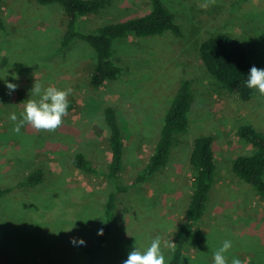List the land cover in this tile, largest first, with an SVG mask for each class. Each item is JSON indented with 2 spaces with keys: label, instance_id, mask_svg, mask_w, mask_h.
<instances>
[{
  "label": "rangeland",
  "instance_id": "obj_1",
  "mask_svg": "<svg viewBox=\"0 0 264 264\" xmlns=\"http://www.w3.org/2000/svg\"><path fill=\"white\" fill-rule=\"evenodd\" d=\"M9 2L2 5L4 29L0 30V187L10 189L0 197V264H121L134 244L144 250L157 236L173 243L191 194L188 156L193 139L212 135L215 156L224 164L253 151L251 144L237 138L239 126L250 125L264 133V97L257 93L244 102L223 90L201 64L198 50L202 41L225 33L243 44L248 61L264 67V0H216L206 10L200 7L204 0H162L180 26L181 36L166 32L115 41L113 60L121 72L100 89L88 83L86 71L78 73L77 83L64 84L61 78L69 73L68 59L78 61L83 55L90 63L94 50L79 39L73 41L78 42L75 50L60 49L66 19L59 5H39L35 0ZM150 7V0H113L98 14L86 17L82 26L93 30L122 22L147 13ZM182 79L192 81L188 132L172 149L163 171L119 195L111 234L91 261L85 249L97 241L113 186L104 176L77 170L73 156L82 152L101 170L106 168L110 149L103 109L117 108L126 145L120 182L129 185L146 165L153 147L149 140L158 137L156 126ZM6 82L17 85L10 95ZM34 83L45 88L70 87L68 100L74 109L55 132H36L25 125L17 134L9 116L15 112L20 117L26 100L38 99L31 91ZM141 109L148 114H140ZM130 133L151 138L135 148ZM37 169L43 171V183L18 187ZM238 181L236 187L215 186L199 224L201 230H208L197 233L198 244L186 249L180 264H213V253L225 239L233 244L227 253L229 264L233 257L242 264H264V216L242 229L226 224H237L245 209L242 195L247 189L242 188L249 186ZM73 223L78 230L65 233ZM70 236L82 237L86 246L74 247ZM258 241L261 248L252 249L258 247ZM245 250L253 254L246 260L242 257ZM165 256L171 257L168 250Z\"/></svg>",
  "mask_w": 264,
  "mask_h": 264
},
{
  "label": "trees",
  "instance_id": "obj_2",
  "mask_svg": "<svg viewBox=\"0 0 264 264\" xmlns=\"http://www.w3.org/2000/svg\"><path fill=\"white\" fill-rule=\"evenodd\" d=\"M5 1L0 0V30L4 29L2 5ZM35 1L39 5L55 4L61 7L66 19L60 39L61 50L67 48L76 39L87 43L94 50L95 64L89 80L93 87H100L108 81L115 80L121 72V68L112 58L115 41L129 36L136 38L161 36L166 32L176 36L182 34L180 26L174 21L173 13L165 7L162 0H150V11L141 16L122 22L108 23L93 30L83 28L84 20L88 15L98 14L113 0ZM198 50L201 64L207 73L221 84L223 90L244 102H249L256 97L257 92L246 87L247 75L253 65L258 68L264 67L247 60L246 49L239 40L231 35L219 33L202 41ZM192 103V81L182 79L164 113L162 127L153 151L146 165L137 172L129 185L120 182L124 169V149L116 112L111 106L103 109L110 149V160L106 168L101 170L82 152L75 153L72 159V165L80 172L104 176L113 186L104 206L103 222L99 227H103L104 235L98 236L95 244L85 249L91 261L111 234L116 219L119 195L127 193L130 188L144 184L168 166L172 149L179 143L181 136L188 132ZM73 109L74 104L69 101L68 113ZM235 134L240 141L251 144L253 151L248 155H238L232 164V172L238 180L250 186L264 199V133L250 125H242L237 128ZM188 163L193 179L191 194L184 219L174 236L173 243L176 247L174 252H170L168 264L181 263L187 249V241L192 235L198 233L200 219L205 213L216 169L212 136L201 135L193 139ZM43 181V171L37 169L27 174L17 185L18 187H34ZM8 192L10 189L0 187V197Z\"/></svg>",
  "mask_w": 264,
  "mask_h": 264
},
{
  "label": "clouds",
  "instance_id": "obj_3",
  "mask_svg": "<svg viewBox=\"0 0 264 264\" xmlns=\"http://www.w3.org/2000/svg\"><path fill=\"white\" fill-rule=\"evenodd\" d=\"M215 3L216 0H204L200 7L206 10ZM5 86L9 90V95L17 89V85L14 83L6 82ZM246 87L255 90L260 96L264 97V68H258L255 65L250 67ZM31 91L38 99H27L20 117L15 112L9 116V120L14 125L13 131L20 134L22 127L30 125L36 132H55L63 125V118L69 115L68 97L71 95L72 89L70 87L59 89L53 86L45 88L39 83H34ZM87 222L85 221V223ZM74 230H78L76 223H73L65 233ZM97 235H104L103 227L97 230ZM69 243L74 247L86 246L85 240L77 236H70ZM175 247V243L170 242V240H162L161 237L157 236L151 240L150 246L144 250L134 244L121 264H168L170 257L166 259L165 250L174 252ZM232 247V241L225 239L213 253V264H229L227 253ZM230 264H242V262L240 259L233 257Z\"/></svg>",
  "mask_w": 264,
  "mask_h": 264
},
{
  "label": "crops",
  "instance_id": "obj_4",
  "mask_svg": "<svg viewBox=\"0 0 264 264\" xmlns=\"http://www.w3.org/2000/svg\"><path fill=\"white\" fill-rule=\"evenodd\" d=\"M8 1H10L9 3H12L11 0H6L5 2L7 3ZM72 43H73V41L65 49L74 48V46H75L74 44H77L78 42L75 41L73 44ZM74 50H75V48H74ZM63 57L65 59V56H63ZM86 58L87 57H85V56L82 55V56H80V59L78 61H74L73 62V61H71L69 59H68V61H70V63H67L66 61H64V62H66L69 65V73L68 74H65L64 76L61 77L62 80H63V82H64V84H67V83L68 84L77 83V78H78L77 75H78V73H80V72L85 73V71H86V78L88 79V83H89L90 76H91V73H92V70H93V67H94V64H95V52H94V60L91 59L92 62H90V63L88 62L87 63L85 61ZM112 58H113V56H112ZM52 64H57V62L55 60H53ZM55 82L57 84L58 81H55ZM107 83H104L100 87H94V88L95 89H100V88L104 87ZM171 101H172V99H171ZM168 106H167V108H168ZM127 108H129V105H128ZM115 112H116V116H118V115L120 116V113H119V111H117V108H116ZM190 113H191V111H190ZM190 113H189V115H190ZM140 114H146L147 115L148 113L146 111H144V110L141 109L140 110ZM163 118H164V115H162V121H161V123H159L158 126L155 125L157 127V129L159 128V132H160V129L162 127ZM117 120H118V118H117ZM159 132H158V137H159ZM121 133H122V142H123V149H124L123 162H124V167H125V149H126L125 146L126 145L124 144V141H123V137H124L123 130H121ZM129 135L130 136L132 135V137L134 139L133 147H135V148H138L140 146V144H146L147 139L148 138L149 139L151 138L150 136H146L145 134H138V135L135 134L134 135V133H132V134L130 133ZM210 136H212V135H210ZM132 137H129V138L132 139ZM158 137H155L153 139L151 138V140H149L151 142L150 144H152V146H153L152 147V151H153V148H154V146H155V144H156V142L158 140ZM212 138H213V136H212ZM213 142H214V138H213ZM152 151H151V153H152ZM213 151H214V149H213ZM214 156H215V153H214ZM235 158H232L229 161H225L224 164H219L218 163V159L215 156L216 169H215V173H214V176H213L212 190H211V192L209 194V198L213 195L212 193H214V189H215V186L216 185L217 186H220V187H222L223 185H228V186H233L234 185L235 187L238 186V185H240L239 184L240 182L238 181V179L234 176V174L232 172V164H233ZM242 189H247V190H244L243 191V195H242V200H244V198L246 199V202L243 203L244 206H245L244 207L245 209L241 213V217L237 220V224L234 225L232 222H226V224H229L232 229H236V228H239V227L241 229L242 228H245V226L247 224H249V223H255V224H257V223H259V221L264 216V199L260 195H258L250 186L247 187V188H242ZM187 203H189V201ZM186 209L187 208L185 207V211H186ZM205 215H206V213H204V215L200 219V222H203L204 221ZM168 216L171 217L170 215H168ZM215 219H217V215H215ZM201 225H202V223H201ZM207 230L208 229H205V231H207ZM201 231L202 232H205L204 230H201V228H200V229H198L199 235H200ZM194 235H192L188 239V241H187V247H186L187 249H190V248L195 249L193 246L196 243L198 244V242H195L198 239V234H196L197 236L193 240V236ZM256 245L258 247H255L254 246L252 249L257 250V249H259V247L261 248V246H262V244H260L259 241L256 243ZM244 247L246 249H249V245H247V244L244 245ZM185 253L186 252H184V255H185ZM251 253H250L249 250H245L242 253V257H244V259L246 260L249 257H252L253 256V254H251ZM193 254H189L190 257Z\"/></svg>",
  "mask_w": 264,
  "mask_h": 264
}]
</instances>
